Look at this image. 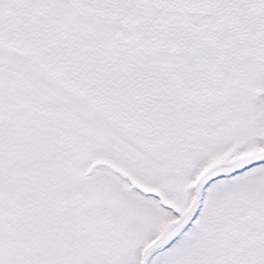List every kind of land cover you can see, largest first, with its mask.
Returning a JSON list of instances; mask_svg holds the SVG:
<instances>
[{
    "label": "snow or ice",
    "instance_id": "snow-or-ice-1",
    "mask_svg": "<svg viewBox=\"0 0 264 264\" xmlns=\"http://www.w3.org/2000/svg\"><path fill=\"white\" fill-rule=\"evenodd\" d=\"M0 264H264V0H0Z\"/></svg>",
    "mask_w": 264,
    "mask_h": 264
}]
</instances>
